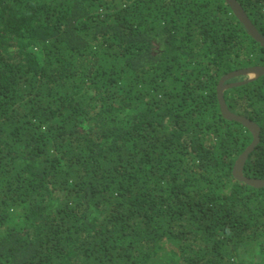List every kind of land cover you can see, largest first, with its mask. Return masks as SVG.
I'll return each mask as SVG.
<instances>
[{
    "label": "trees",
    "instance_id": "trees-1",
    "mask_svg": "<svg viewBox=\"0 0 264 264\" xmlns=\"http://www.w3.org/2000/svg\"><path fill=\"white\" fill-rule=\"evenodd\" d=\"M252 66L225 0H0V264H264L252 134L217 98ZM224 99L264 179V75Z\"/></svg>",
    "mask_w": 264,
    "mask_h": 264
},
{
    "label": "water",
    "instance_id": "water-1",
    "mask_svg": "<svg viewBox=\"0 0 264 264\" xmlns=\"http://www.w3.org/2000/svg\"><path fill=\"white\" fill-rule=\"evenodd\" d=\"M230 8L232 9L234 15L238 18V20L243 24L245 29L247 30L248 34L257 41L262 47H264V36L257 30L254 26L252 21L249 19L248 15L242 8V6L236 0H225ZM264 75V66H252L245 69L235 70L229 72L228 74L224 75L220 78L219 84L217 86V98L220 107V111L222 116L231 121H236L244 125L252 134V141L251 143L245 148V150L237 157L234 166H233V176L253 187H264V179H257V178H248L243 175L242 169L243 165L258 144L260 139V128L259 126L253 122L250 118L244 117L242 115H238L233 113L229 110L225 99H224V92L237 85H241L243 83L252 81L260 76ZM245 76L246 79L241 82H231L226 83L228 80H231L236 77Z\"/></svg>",
    "mask_w": 264,
    "mask_h": 264
}]
</instances>
